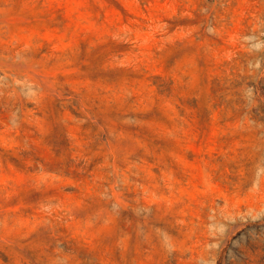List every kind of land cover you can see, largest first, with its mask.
<instances>
[{
    "label": "rangeland",
    "instance_id": "obj_1",
    "mask_svg": "<svg viewBox=\"0 0 264 264\" xmlns=\"http://www.w3.org/2000/svg\"><path fill=\"white\" fill-rule=\"evenodd\" d=\"M0 264H264V0H0Z\"/></svg>",
    "mask_w": 264,
    "mask_h": 264
}]
</instances>
